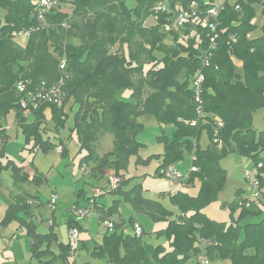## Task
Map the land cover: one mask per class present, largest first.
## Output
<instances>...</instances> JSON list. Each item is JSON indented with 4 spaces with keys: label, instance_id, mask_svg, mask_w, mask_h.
<instances>
[{
    "label": "trees",
    "instance_id": "obj_1",
    "mask_svg": "<svg viewBox=\"0 0 264 264\" xmlns=\"http://www.w3.org/2000/svg\"><path fill=\"white\" fill-rule=\"evenodd\" d=\"M192 1L197 4L196 13L189 22L179 31H166L173 15L188 9ZM211 5V0H56L40 20L37 0H0V156L7 138L1 118L10 110L22 129L25 147L47 152L60 144L62 156L67 147L59 132L72 111L68 138L75 134L79 148L87 151L83 158L94 163L90 173L104 177L110 171L122 177L129 157L143 145L139 140L143 126L137 117L152 114L159 124L173 126L171 136H158L163 151L156 172L163 176L162 167L186 157L196 167L186 179L188 185L198 182L196 194L179 189L168 193L176 213L161 201L144 196L138 186L124 190L118 183L110 188L122 192L136 211L166 222L154 233L165 236L168 245L145 242L143 227L139 234L125 230L129 225L135 227L133 217L127 222L112 220V205L108 209L100 206L99 220L106 225L110 220L111 226H106L93 255L105 264H201L200 255L207 258V264H264L260 206L264 198V128L257 132L253 127L254 112L264 108V21L261 34H254L259 28L254 22L255 7L259 6L264 18V0H224L215 19L213 45L209 40L213 31L203 24ZM149 18L154 24H145ZM21 30L29 31L23 45L12 36ZM167 35L174 41L170 47L164 42ZM116 44L119 50H113ZM60 55L71 72L62 84ZM199 69L204 76L201 113L196 111L192 88L193 75ZM19 83L25 91L18 90ZM57 85L60 105L40 100L34 107L31 99L21 105L27 92L33 95ZM48 111L57 143L43 135ZM202 130L209 139L205 146L199 143ZM103 135L112 137V148L98 154L96 145ZM230 152L251 158L254 165L261 162L260 195L246 205L249 195L243 197L238 189L229 203L237 218L227 224L208 216L203 206L222 189L226 170L219 161ZM3 167H9L15 179L21 177V167L13 161ZM33 198L28 193L16 197L3 221L16 219L25 226L31 257L48 264L55 258L50 259V242L57 237L53 231L37 232L33 220L22 214L31 212L28 200ZM247 217L259 218L241 224ZM77 222L68 220V227ZM57 241L61 245L57 256L68 262L72 254L68 242Z\"/></svg>",
    "mask_w": 264,
    "mask_h": 264
},
{
    "label": "rangeland",
    "instance_id": "obj_2",
    "mask_svg": "<svg viewBox=\"0 0 264 264\" xmlns=\"http://www.w3.org/2000/svg\"><path fill=\"white\" fill-rule=\"evenodd\" d=\"M64 1V0H63ZM65 5V2H60ZM264 18L260 12L259 6L255 7L254 22L259 28L254 34H261L260 25ZM154 24L153 18L145 21V24ZM20 45L24 44L20 39H16ZM167 46L174 45L171 35H167L164 39ZM23 43V44H22ZM19 44V43H18ZM116 44L113 50H119ZM237 72L242 76V68L236 66ZM126 96V93H124ZM76 108V105L74 106ZM73 108V109H74ZM264 108L257 109L253 114V127L259 132L264 128L263 120ZM47 122L43 124L46 128L43 135L46 137L50 134L53 141L54 123L50 118V112H47ZM3 124L7 128L8 139L4 144L3 155L0 156L2 164L9 160L14 161L18 165H22L29 177L35 182H42L36 185L30 179L20 178L17 182L22 185L25 192L30 195L38 196L29 199L28 203L33 208L31 212L22 214L27 220L32 219L36 224V230L40 233L55 232L59 241L66 243L68 241V220L72 219L71 208L74 205L89 207L88 215L80 217L77 222V231L79 237V248L70 256L68 264H105L106 262L96 255H93L96 243H101L107 225L99 220L97 205L103 203L108 209L112 205V220L124 219L126 222L130 217L135 220V226L143 227V240L147 243L156 245L164 243L168 245L167 238L163 235L158 237L154 233L155 230L162 228L166 222L154 220L146 212L136 211L132 204L124 198L122 192L111 191L109 184L110 176L120 177L121 179L115 184L120 183L124 190L138 186L142 194L147 198L161 201L167 208L173 212L178 209L171 203L170 194L174 190H182L191 194H196L198 190V182L187 184L186 178L191 167V159L186 157L178 161L176 166L185 176L177 184H173L164 176H160L156 172L161 157L159 154L163 151V144L159 141V135L171 136L173 131L172 125H161L152 114H141L137 117L142 124V130L139 134V140L143 145L139 147L138 153L129 157L126 167L121 171L122 177L108 171L104 177H97L90 173V167L94 164L91 160L85 161L83 158L87 153L86 150L79 148V143L75 134L69 135V125L72 124L73 112L69 111L65 128L61 129L62 136L67 137V153L63 156L53 148L50 151H44L40 148L36 152L30 151L25 147L26 142L20 126L15 124L14 112L10 110L1 118ZM209 139L207 132L202 130L199 138L201 146H205ZM97 153L102 154L112 148V137L103 135L96 145ZM220 165L226 170L223 187L217 194V197L211 202L203 206V211L208 216L227 224L237 218V211L231 213L229 203L235 197L238 189L243 191L242 196L246 197L250 194V187L245 178V170L253 167L254 161L242 156L236 152H230L219 161ZM14 188L13 176L9 167L0 168V210L7 202L10 189ZM103 191L98 193V191ZM165 193L163 195L162 193ZM52 195H57L56 203L50 206L49 200ZM261 208L264 214V198L261 197ZM257 201V200H256ZM95 202V203H94ZM36 203H41L35 206ZM35 206V207H34ZM1 215V212H0ZM262 216V215H261ZM259 216V217H261ZM259 217H247L240 221L241 224L247 221H255ZM4 217H0V264H40L36 258L30 257L29 242L30 237L25 226L21 225L16 219L3 221ZM110 222V220H108ZM128 232L135 233L133 226L125 229ZM52 240L50 248L56 253L61 250L60 242ZM225 264V262H219Z\"/></svg>",
    "mask_w": 264,
    "mask_h": 264
},
{
    "label": "built area",
    "instance_id": "obj_3",
    "mask_svg": "<svg viewBox=\"0 0 264 264\" xmlns=\"http://www.w3.org/2000/svg\"><path fill=\"white\" fill-rule=\"evenodd\" d=\"M224 0H211L212 5L208 7L207 13L205 17L203 18V24L208 25L209 28L213 31V34L210 36L209 40L211 42V45L215 42V38L217 36V33H214L217 21L215 20L216 17L219 14V11L223 7ZM56 4V0H37L38 8L40 9L38 13V19H43V13L51 10ZM196 3L195 1H192L189 5L188 9H183L177 13H175L169 23L165 25L166 31H179L181 27H183L186 23L189 22L191 17L196 13ZM163 9H166L165 6H163ZM29 31H18L13 32L12 36L14 39H20L26 40L28 36ZM206 64H208L206 62ZM59 69L62 70V76L60 78V84H62L66 79H68L71 76V72L66 69V62L64 56L60 55L58 60ZM204 80V76L201 72V70H197L192 78V88H193V94H194V101L196 103V111L197 113H201V85ZM60 86H50L47 89H43L44 91H39L36 94L29 95L27 92L26 98H23L21 100V105L26 106L29 99H31V102L33 103V106H37V102L40 100L49 101L53 103H57V105L61 104V98H60ZM19 91H25V87L23 84L19 83L18 85ZM29 108L26 109L28 111ZM188 122V121H187ZM191 125L195 124V121L190 122ZM221 123H218V126H220ZM56 151L61 154L62 151V145H57L55 147ZM261 166V162L257 163L256 165H253V167L248 168L245 170V178L248 181L249 187H250V194L248 196V200L246 202V205H248L251 200L257 199L260 195V180L258 176L259 167ZM190 169L196 170L195 166H191ZM160 174H162L164 177L170 180L171 183L177 184L180 182L185 176L181 173V171L174 165H168L165 167H162L160 169ZM121 179L119 177L110 176L109 178V184L112 187H115V184L118 182V180ZM111 187V188H112ZM103 191L99 190L98 193H102ZM57 195H52L49 204L50 206H53L56 203ZM72 212V218L74 221H78L80 217H83L85 215H88L90 212L89 207L84 206H77L74 205L71 208ZM107 225L111 226V222L107 221ZM135 233L139 234L141 232V228L139 226H135ZM68 235V244L70 247L71 252L73 253L76 249L79 248V237H78V231L75 225L69 226L67 230ZM199 262L201 264H207V258L204 255H200L198 258Z\"/></svg>",
    "mask_w": 264,
    "mask_h": 264
},
{
    "label": "crops",
    "instance_id": "obj_4",
    "mask_svg": "<svg viewBox=\"0 0 264 264\" xmlns=\"http://www.w3.org/2000/svg\"><path fill=\"white\" fill-rule=\"evenodd\" d=\"M21 42H23V41H21ZM18 43H20L19 41H18ZM23 44V43H22ZM13 111V110H12ZM14 112V111H13ZM30 113H26V116H27V122H31L32 121V118H30ZM14 121H15V118H14ZM1 123H2V125L4 126V128H5V135H6V141H7V139H8V132H7V128H6V126L3 124V122H2V119H1ZM15 124L17 125V122L15 121ZM47 136H49L50 137V134H47ZM56 136H58L57 135V133L56 134H54V137H56ZM59 136H61V137H63V144H65V146L67 147V137H64V136H62V133H61V131L59 132ZM56 139H57V137H56ZM51 140H52V138H51ZM6 141H5V143H6ZM56 143L58 142V139L55 141ZM4 143V144H5ZM4 149V148H3ZM68 149V148H67ZM50 151V150H49ZM4 153V152H3ZM12 161V160H11ZM14 162V161H13ZM15 163V162H14ZM0 164H1V166L3 165L4 166V164H2L1 163V160H0ZM16 164V163H15ZM18 165V164H17ZM2 166V167H3ZM20 167H21V171H20V174H21V177L20 178H23V179H25V177H27L28 179H30V181H33L32 179H33V176H34V174H33V176L32 177H29V172H26L25 171V168H24V166H22V165H19ZM5 168V167H4ZM7 168V167H6ZM12 172V171H11ZM26 175V176H25ZM107 175V174H106ZM12 176H13V174H12ZM19 177L18 178H14V176H13V185H14V188H12V189H10V193H9V195H8V198H7V202H6V204H5V206L4 207H2L1 208V210H0V212H1V215H0V217L2 218V217H4L5 216V213H6V210H7V207H8V205H9V203H11V202H13L14 200H15V198L16 197H19V196H21L22 194L24 195L25 193H27V192H25V190L22 188L23 186L22 185H20L17 181L20 179ZM26 178V179H27ZM187 179V178H186ZM36 185H39L40 183H42V182H35V181H33ZM37 199H38V196H37V194H36V196H35ZM95 203V202H94ZM39 204H41V203H36V205L35 206H38ZM34 206V207H35ZM100 206L101 207H105V205L103 204V203H101L100 205H97V209L98 208H100ZM32 207H31V210L30 211H32ZM37 231V230H36ZM38 232V231H37ZM49 232H50V230H49ZM61 242H63V241H61ZM29 248H30V242H29ZM51 257H50V259L52 258V256L54 255L55 256V258L51 261V262H49L48 264H68V262L66 261V260H64V259H62V258H60V256H57L59 253H56L52 248H51ZM30 257H31V252H30ZM32 258V257H31ZM37 259V258H36ZM47 259H49L48 257H47ZM38 260V259H37ZM39 261V260H38ZM40 262V264H42V262L41 261H39ZM23 264H26V263H23Z\"/></svg>",
    "mask_w": 264,
    "mask_h": 264
}]
</instances>
